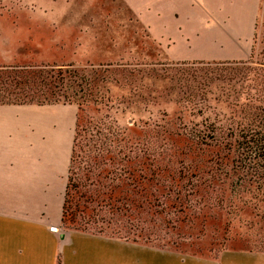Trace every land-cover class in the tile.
Wrapping results in <instances>:
<instances>
[{
	"label": "trees",
	"instance_id": "16d2710c",
	"mask_svg": "<svg viewBox=\"0 0 264 264\" xmlns=\"http://www.w3.org/2000/svg\"><path fill=\"white\" fill-rule=\"evenodd\" d=\"M213 64L229 69L243 62ZM239 73L230 79L249 84L244 103L233 104L236 115L184 130L191 146L186 152L167 131L151 130L137 142L135 126L118 125L109 108L100 113L93 95L103 78L82 79L71 65L0 66V106H76L63 229L151 248L159 241L172 246L206 236L221 220L219 212L232 207V197L252 192L264 203V69Z\"/></svg>",
	"mask_w": 264,
	"mask_h": 264
},
{
	"label": "rangeland",
	"instance_id": "374dc122",
	"mask_svg": "<svg viewBox=\"0 0 264 264\" xmlns=\"http://www.w3.org/2000/svg\"><path fill=\"white\" fill-rule=\"evenodd\" d=\"M160 7L165 9V0H0V66L71 65L82 79L100 76L104 81L93 95L100 113L109 108L118 125L135 126L137 142L151 130L174 134L173 145L186 152L191 146L184 130L205 119H229L237 113L233 104L244 103L249 83L230 79V73L264 69V13L249 56L228 69L197 57L203 56L200 47L185 50L189 44L175 42L171 25L161 30L168 16L161 18L163 25L152 24L151 9ZM248 58L251 63H245ZM68 106L76 112L74 104ZM259 200L252 192L232 197V207L224 209L231 212H219L221 220L206 236L172 246L159 241L155 247L202 258L222 251L263 253L264 203Z\"/></svg>",
	"mask_w": 264,
	"mask_h": 264
},
{
	"label": "crops",
	"instance_id": "0c3cea01",
	"mask_svg": "<svg viewBox=\"0 0 264 264\" xmlns=\"http://www.w3.org/2000/svg\"><path fill=\"white\" fill-rule=\"evenodd\" d=\"M151 12L156 26L169 17L161 30L171 25L175 42L189 44L185 50L200 47L204 53L197 57L239 61L250 54L264 0H165V9ZM75 113L62 104L0 106V264H264L258 252L202 258L74 231L51 232L61 226Z\"/></svg>",
	"mask_w": 264,
	"mask_h": 264
},
{
	"label": "built area",
	"instance_id": "2783aa9c",
	"mask_svg": "<svg viewBox=\"0 0 264 264\" xmlns=\"http://www.w3.org/2000/svg\"><path fill=\"white\" fill-rule=\"evenodd\" d=\"M50 231L56 233L57 232V229H55V228L52 227V228H50Z\"/></svg>",
	"mask_w": 264,
	"mask_h": 264
},
{
	"label": "bare ground",
	"instance_id": "6f19581e",
	"mask_svg": "<svg viewBox=\"0 0 264 264\" xmlns=\"http://www.w3.org/2000/svg\"><path fill=\"white\" fill-rule=\"evenodd\" d=\"M55 229H57V228H55Z\"/></svg>",
	"mask_w": 264,
	"mask_h": 264
}]
</instances>
